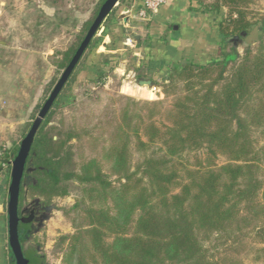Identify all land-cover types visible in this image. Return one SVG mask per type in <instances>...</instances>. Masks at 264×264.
<instances>
[{
    "label": "trees",
    "instance_id": "16d2710c",
    "mask_svg": "<svg viewBox=\"0 0 264 264\" xmlns=\"http://www.w3.org/2000/svg\"><path fill=\"white\" fill-rule=\"evenodd\" d=\"M44 1L56 13L71 11V0ZM103 1L94 4L81 34L62 53L58 67H66ZM251 2L212 0L201 4L203 12L218 13L225 8L216 22L219 51L202 61L168 63L167 84L181 82L183 90L173 102L170 124L158 126L151 120L140 133L138 124L131 126L133 114L123 109L125 127H119L112 144L103 149V157L111 163L110 175L95 157L77 163L71 142L78 133L65 128L62 121L52 123L53 110L60 107L82 71L80 60L102 40L101 36L91 39L38 127L20 185L19 213L24 200H36L45 209L54 198L67 196L71 183L78 184L74 203L62 208L73 232L57 238L61 264H241L231 253L243 249L247 238L261 245L254 259L264 256V138L257 146L252 135V128L264 121L260 97L264 95V40L248 44L239 57L234 47L235 37L240 40L248 35L254 25L259 23L264 29V18L260 22L248 18ZM74 8L86 11L77 5ZM113 10L103 21L101 34L106 33ZM109 61L102 60L88 81L103 85L112 69ZM131 133L139 154L133 164ZM18 147L0 150V171L5 168L10 175V160ZM200 149H204V163L199 161L192 169L182 165L187 176L178 183L176 159ZM218 154L228 161L217 165ZM30 226L31 222L19 224L22 249ZM7 250L12 258L9 264H14L8 239ZM23 253L29 264H42L36 248L23 249Z\"/></svg>",
    "mask_w": 264,
    "mask_h": 264
},
{
    "label": "rangeland",
    "instance_id": "374dc122",
    "mask_svg": "<svg viewBox=\"0 0 264 264\" xmlns=\"http://www.w3.org/2000/svg\"><path fill=\"white\" fill-rule=\"evenodd\" d=\"M0 101L5 105L0 108V150L13 145H19L27 133L31 122L35 118L42 104L48 97L52 87L60 77L64 68L57 66L62 53L81 34L83 23L88 19L90 11L97 0H71V11L50 13L46 6H40L37 0H0ZM86 8L81 13L76 7ZM55 10V9H54ZM248 18L259 21L264 18V0H252L248 6ZM147 21V20H143ZM101 29V28H100ZM142 32L129 31L123 44L117 43L120 51H103L100 45L80 60L81 69L73 84L70 85L68 96L60 103V107L53 110L52 123L63 122L67 129L75 130L79 137L72 140L74 160L79 163L83 159L95 157L100 160L103 170L110 175V160L103 157V149L112 144L116 138L119 127H125L122 113L127 108L131 117V126L138 124L140 133L149 121L158 126L170 124V113L173 109L175 98L183 94L181 82L173 86L167 84V74L164 78L156 77L159 88L139 86L135 78L146 74L147 70H137L141 66L134 57L132 49L136 46L135 34ZM100 30L95 37L100 36ZM142 36H140L141 38ZM258 38L264 40V29L260 24L252 27L249 34L235 38V52L239 57L244 47L253 44ZM231 44V43H230ZM230 46V45H229ZM229 46L227 50H229ZM110 60L112 69L104 79L103 85L91 83L93 71L99 63ZM84 65L82 66V62ZM139 63V64H138ZM147 77V76H146ZM128 85L136 89L134 94L124 91ZM165 85V86H163ZM168 85V86H166ZM141 87L154 93L152 98L142 95L137 88ZM166 89L167 93L163 92ZM264 101V95H260ZM139 114V118L135 115ZM152 115V118L149 116ZM252 135L257 140V146L262 144L264 138V121L254 126ZM141 138L145 140L143 134ZM129 149L131 162L139 159L135 150V136L131 133ZM205 158L204 149L189 153L175 163L179 168L178 183L186 180L187 173L182 165L188 169L195 168L199 161ZM227 157L218 154L215 163H226ZM204 163V162H203ZM264 179V160L261 162ZM111 179L115 177L111 175ZM178 184L173 191H178ZM79 195L77 183H71L69 193L64 197L53 199L49 207L40 209L36 200H24L21 209L38 207L35 219L31 222L30 229L23 238V249L36 248L41 255L42 264H61V251L57 245V238L64 233L73 232L69 218L63 214L62 208H68ZM7 212V205L5 213ZM7 227L0 237L1 262L9 264L11 256L7 250ZM246 246L239 248L237 254H231L241 264H264V256L254 259L256 249L260 243L251 238L245 240ZM211 245V242H208ZM3 257H2V256Z\"/></svg>",
    "mask_w": 264,
    "mask_h": 264
},
{
    "label": "crops",
    "instance_id": "0c3cea01",
    "mask_svg": "<svg viewBox=\"0 0 264 264\" xmlns=\"http://www.w3.org/2000/svg\"><path fill=\"white\" fill-rule=\"evenodd\" d=\"M40 6H46L54 15V8L44 0H37ZM212 0H166L156 13L146 22L135 16L138 5L143 0H121L115 6L107 20L105 31L100 34L102 52L120 51L116 44L124 43L129 31H140L134 38L136 46L132 49L139 60V70L146 69L147 76L154 81L164 78L168 63L195 59L198 61L213 57L219 51L220 43L216 31V22L224 16L225 8L218 13L203 12L201 4ZM2 3V1H0ZM140 9V8H139ZM1 12V10H0ZM104 27H101L100 33ZM140 36H142L140 38ZM138 63V64H139ZM1 108V107H0ZM10 175L4 168L0 171V237L7 227L8 186ZM7 230V229H6ZM0 264H5L1 262Z\"/></svg>",
    "mask_w": 264,
    "mask_h": 264
},
{
    "label": "water",
    "instance_id": "95a60500",
    "mask_svg": "<svg viewBox=\"0 0 264 264\" xmlns=\"http://www.w3.org/2000/svg\"><path fill=\"white\" fill-rule=\"evenodd\" d=\"M119 3V0H104L98 9L97 14L92 20L89 28L87 29L83 39L72 55L66 67L63 69L60 77L52 87L48 97L42 104L27 133L22 138L15 156L10 161V182L8 186V202H7V233L8 243L14 259V264H29L28 259L25 258L23 249L19 239V224L20 222L27 223L29 218L19 215V193L21 180L25 168L27 156L29 154L31 144L34 136L38 130L39 125L44 119L45 115L51 108L54 100L58 96L64 84L72 74L75 66L81 59L84 51L89 45L91 39L95 37L101 28L105 18L110 14L114 7ZM237 38V37H235ZM135 82L139 86H146L148 88H159V84L153 79L146 76H138Z\"/></svg>",
    "mask_w": 264,
    "mask_h": 264
},
{
    "label": "built area",
    "instance_id": "2783aa9c",
    "mask_svg": "<svg viewBox=\"0 0 264 264\" xmlns=\"http://www.w3.org/2000/svg\"><path fill=\"white\" fill-rule=\"evenodd\" d=\"M165 2L166 0H143V5L136 11L135 16L141 20H149ZM4 105L5 101H0V107ZM2 166L5 167V163Z\"/></svg>",
    "mask_w": 264,
    "mask_h": 264
},
{
    "label": "flooded vegetation",
    "instance_id": "af4514ba",
    "mask_svg": "<svg viewBox=\"0 0 264 264\" xmlns=\"http://www.w3.org/2000/svg\"><path fill=\"white\" fill-rule=\"evenodd\" d=\"M37 207H32L30 209H21L19 215L25 218H31L29 222H32L35 219L37 213Z\"/></svg>",
    "mask_w": 264,
    "mask_h": 264
},
{
    "label": "bare ground",
    "instance_id": "6f19581e",
    "mask_svg": "<svg viewBox=\"0 0 264 264\" xmlns=\"http://www.w3.org/2000/svg\"><path fill=\"white\" fill-rule=\"evenodd\" d=\"M124 91H126V92H129V93H131V94H134L135 92H136V89H132L130 86H128V85H125L124 86ZM139 91H141V93H142V95H145L147 98H152L153 96H154V93L153 92H151V91H148V90H146V89H144V88H139V86H138V88H137Z\"/></svg>",
    "mask_w": 264,
    "mask_h": 264
}]
</instances>
